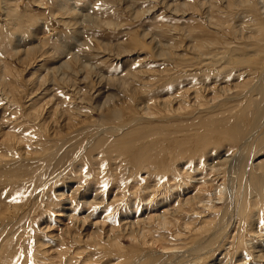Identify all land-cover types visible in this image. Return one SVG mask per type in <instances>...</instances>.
I'll return each mask as SVG.
<instances>
[{
  "label": "rangeland",
  "instance_id": "1",
  "mask_svg": "<svg viewBox=\"0 0 264 264\" xmlns=\"http://www.w3.org/2000/svg\"><path fill=\"white\" fill-rule=\"evenodd\" d=\"M0 264H264V0H0Z\"/></svg>",
  "mask_w": 264,
  "mask_h": 264
}]
</instances>
